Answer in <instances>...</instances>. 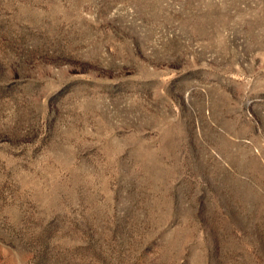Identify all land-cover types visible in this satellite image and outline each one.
Listing matches in <instances>:
<instances>
[{
    "label": "rangeland",
    "instance_id": "rangeland-1",
    "mask_svg": "<svg viewBox=\"0 0 264 264\" xmlns=\"http://www.w3.org/2000/svg\"><path fill=\"white\" fill-rule=\"evenodd\" d=\"M0 264H264V0H0Z\"/></svg>",
    "mask_w": 264,
    "mask_h": 264
}]
</instances>
